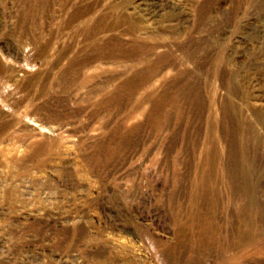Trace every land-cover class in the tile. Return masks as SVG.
<instances>
[{
  "label": "rangeland",
  "instance_id": "1",
  "mask_svg": "<svg viewBox=\"0 0 264 264\" xmlns=\"http://www.w3.org/2000/svg\"><path fill=\"white\" fill-rule=\"evenodd\" d=\"M248 194L264 0H0V264H264L188 226Z\"/></svg>",
  "mask_w": 264,
  "mask_h": 264
},
{
  "label": "bare ground",
  "instance_id": "2",
  "mask_svg": "<svg viewBox=\"0 0 264 264\" xmlns=\"http://www.w3.org/2000/svg\"><path fill=\"white\" fill-rule=\"evenodd\" d=\"M85 30H87V29H85ZM245 159H247V158H245ZM243 175H244L243 177L245 179L248 177L246 172H243ZM235 177H236V175H235ZM247 180H248V178H247ZM244 182H243V184H244ZM246 187H248V189H246V190H250V183L249 182H246L245 188ZM231 189H233V188L231 187ZM232 192H233V190H232ZM247 192H249V191H247ZM251 194H253V191H252ZM235 196H237V195H235ZM199 197H198V199H199ZM214 197H212V198H214ZM248 197H249V194L247 195L246 199L241 200V201L239 200L240 202L238 201L239 203L236 204V207L237 208H235L234 206L233 207L235 209L233 207L232 208H229L228 207V210L231 209V213H232V211L235 210V212L238 213V215L236 214L237 215L236 218L233 217L231 220H229V223H226L227 224L226 227H224V226L221 225L222 226V229H220V227L218 225H216L219 222V220H218V222L216 220L217 223H215V218L210 217L211 216L210 213L213 210L215 211L214 208H217L218 207V209H219V204L217 205L215 203L216 202L215 200H213V201L210 200L209 201V199L208 200L206 199L207 201H205V200L204 201L207 202V203L206 204H203V205L202 204H199L200 201L197 202L198 205H195L193 203V208H192L193 210H192V213H191L192 216H191V222H190L191 225L188 224V226H192L193 228H194L195 225H198L197 227L201 226L200 228H197V229H198V231L201 229V231L203 233V235L202 234H201V236L199 235L202 244H203V242H205L207 244H213V240L214 239L224 236L227 241L225 242V244H224V246L222 248L223 249V252H227V253L228 252L229 253L231 252L232 253V252H235V250L237 248H239L240 249V252H241L240 255H239V258H245V257L247 258V257H249L253 253V251H255L256 254H263L264 253V221H262V219H261V217L263 216L262 215L263 212L262 213L259 212V214H258L260 216L259 218H258V216L256 217V211L254 210V209H257L256 208V204H255V202H253V200H251V199H253L252 196H251L252 198H250V199ZM234 198H236V197H234ZM193 201L191 200V203ZM228 204L229 203H227V205ZM225 206H226V204H225ZM262 210H264V208ZM222 211H223V209H222ZM224 212H226V209H225ZM214 214H215V212H214ZM221 218H222V216H221ZM227 219H229V218H227ZM199 234H200V231H199ZM207 244H206V246H207Z\"/></svg>",
  "mask_w": 264,
  "mask_h": 264
}]
</instances>
